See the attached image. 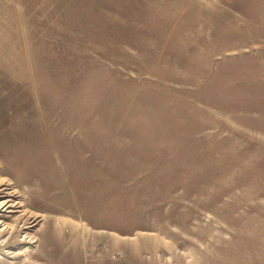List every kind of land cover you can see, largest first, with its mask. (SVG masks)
Masks as SVG:
<instances>
[{"label": "rangeland", "instance_id": "374dc122", "mask_svg": "<svg viewBox=\"0 0 264 264\" xmlns=\"http://www.w3.org/2000/svg\"><path fill=\"white\" fill-rule=\"evenodd\" d=\"M1 202L0 264H264V0H0Z\"/></svg>", "mask_w": 264, "mask_h": 264}, {"label": "bare ground", "instance_id": "6f19581e", "mask_svg": "<svg viewBox=\"0 0 264 264\" xmlns=\"http://www.w3.org/2000/svg\"><path fill=\"white\" fill-rule=\"evenodd\" d=\"M2 204H4V205H5V204H6V202H1V203H0V206H1ZM4 205H2V206H4ZM10 227H11V226H10Z\"/></svg>", "mask_w": 264, "mask_h": 264}]
</instances>
